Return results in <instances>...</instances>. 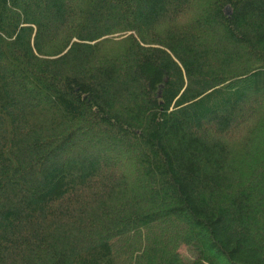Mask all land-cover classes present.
I'll return each instance as SVG.
<instances>
[{
    "label": "trees",
    "instance_id": "1",
    "mask_svg": "<svg viewBox=\"0 0 264 264\" xmlns=\"http://www.w3.org/2000/svg\"><path fill=\"white\" fill-rule=\"evenodd\" d=\"M0 264H264V0H0Z\"/></svg>",
    "mask_w": 264,
    "mask_h": 264
},
{
    "label": "rangeland",
    "instance_id": "2",
    "mask_svg": "<svg viewBox=\"0 0 264 264\" xmlns=\"http://www.w3.org/2000/svg\"><path fill=\"white\" fill-rule=\"evenodd\" d=\"M186 249H187L186 246H185V245H182V246H180V247L178 248V251H179V253H180L185 259H186V257H190V258H192V254H191V252L187 251Z\"/></svg>",
    "mask_w": 264,
    "mask_h": 264
}]
</instances>
